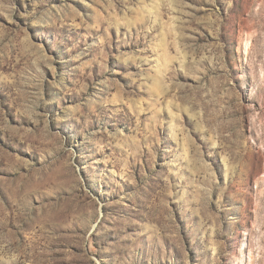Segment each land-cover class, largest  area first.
Instances as JSON below:
<instances>
[{"label": "rangeland", "instance_id": "374dc122", "mask_svg": "<svg viewBox=\"0 0 264 264\" xmlns=\"http://www.w3.org/2000/svg\"><path fill=\"white\" fill-rule=\"evenodd\" d=\"M0 264H264V0H0Z\"/></svg>", "mask_w": 264, "mask_h": 264}]
</instances>
